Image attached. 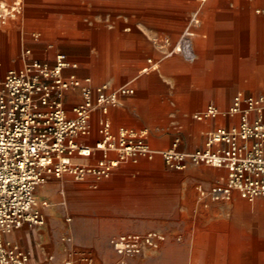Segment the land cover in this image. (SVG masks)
<instances>
[{"label":"crops","instance_id":"0c3cea01","mask_svg":"<svg viewBox=\"0 0 264 264\" xmlns=\"http://www.w3.org/2000/svg\"><path fill=\"white\" fill-rule=\"evenodd\" d=\"M253 1L24 0L25 15L4 30L0 26L2 72L31 60L52 63L63 54L79 66L65 74L99 84L107 82H100V75H85L80 65H113L107 76L121 84H107L134 88L133 95L122 97L110 109L113 130L144 131L154 149L175 142L179 151L201 149L208 132L233 122L225 117L197 121L193 114L217 105L221 89L213 82L222 79L228 50L237 48L236 34L247 31L245 22L253 16L256 1L264 5V0ZM187 33L191 59L164 50L165 36L173 46ZM84 46L91 49L90 57ZM148 59L170 75L143 76L140 70ZM99 71L94 69L93 75ZM98 117L96 112L93 139ZM225 178L223 169L189 164L175 170L156 156L121 163L108 179L50 180L35 191V197L46 203L41 208L45 225H23L6 238L28 251L31 264H46L48 256L53 264L82 253L96 258L118 233L149 230L165 236L159 257L171 258L170 264H264V202L253 205L236 194L230 201L198 198V185L208 188ZM58 230L65 237L55 255Z\"/></svg>","mask_w":264,"mask_h":264},{"label":"built area","instance_id":"2783aa9c","mask_svg":"<svg viewBox=\"0 0 264 264\" xmlns=\"http://www.w3.org/2000/svg\"><path fill=\"white\" fill-rule=\"evenodd\" d=\"M21 10L22 0H0V26ZM190 35L185 34L173 48L187 59L193 57ZM77 68L63 54H57L52 63L31 60L5 73L0 62V264L29 263L28 251L6 236L23 225H45L39 203H46L37 202L35 191L50 180L108 179L121 163L159 156L175 170L194 164L226 171L222 184L196 187L200 200L230 201L234 194L250 203L264 198V96L237 92L228 108L211 104L193 114L197 121L233 120L229 126L208 132L201 149L179 151L177 142L166 149H154L146 142L144 131L113 130L109 119L110 109L122 97L133 95L134 88L95 84L89 77L65 74ZM157 69L148 59L141 72ZM75 92L78 101L72 99ZM96 112L97 138L93 139ZM164 242L163 234L148 231L120 234L111 240V246L119 256H140L146 250L159 249ZM81 260L93 264L89 257ZM52 262L53 257L48 256L46 264Z\"/></svg>","mask_w":264,"mask_h":264},{"label":"rangeland","instance_id":"374dc122","mask_svg":"<svg viewBox=\"0 0 264 264\" xmlns=\"http://www.w3.org/2000/svg\"><path fill=\"white\" fill-rule=\"evenodd\" d=\"M255 1L256 0L253 1L254 4H255ZM24 7H25V3H24V0H22L21 13L15 18H9L6 22V24L1 26V29L4 30L5 28L10 27L12 24L17 22L19 20V18L21 16H23V14L25 12ZM263 15H264V5H259V4H257V1H256V4L254 5V13H253L252 18L248 19V21L245 22L246 26H244V29L247 31L236 34L237 41H238V42H236L237 48L234 50L233 49L228 50V61H229V63L226 66H223V68L229 67L233 70V72L232 73L226 72V71L221 72V74H219V75H221L222 79L216 80V81L214 80V82H213L214 87L221 89V95L218 98V102H216V104L218 105L219 108H228L232 102L233 96L237 92H243L245 94H249V95H253V96H264V54H261V51L259 52V50H257V48L255 47L256 42L254 41V39H252V35L254 34L253 30H257L258 28L264 29V17H263ZM228 35H229V38H231V36H233L232 34H228ZM166 37L167 36L164 37L165 41L163 40L164 45H165L164 50L165 51L166 50H169V51L173 50V48L175 47L176 44H173V46H172V44H170L171 40L165 39ZM190 37L191 36H189V38ZM42 39H43V35H42L40 40H42ZM25 40H27V39H25ZM166 41L169 42L170 45L167 46L165 44ZM26 47L27 46L24 45L23 49L26 50ZM85 48L86 47L84 46L83 52L85 51L88 54V56L90 57V50L91 49H85ZM20 49L21 48H19V52L21 51ZM191 49H192V47H191ZM233 52H237L236 57H234L232 55ZM262 52H264V50H262ZM88 60H91V58H89ZM23 65L24 64L21 63L16 68H21V67H23ZM146 66L147 65H144L143 68ZM11 67L12 66H6V64H4V68H6V69L11 68ZM123 67H125V66H119L120 69L121 68L123 69ZM80 68H81V70H83L85 72V75H91L93 78L99 77L98 75H100V77H102V79L99 80L100 82H107V83H111V84H115V85L121 84V82L110 80L109 77L107 76V73L109 72V70L114 68L113 65L109 66L106 64H102V65L97 66V65H93L91 63H88L85 65H80ZM143 68H141V70ZM94 69L100 70V71L96 72L93 75ZM214 69H215V66H211L209 68V70L213 72V75H215ZM141 70H140V73L143 76L162 75V76L166 77V76L170 75L169 72H168L169 74L163 72V66L162 65H158V69L155 71L149 70L147 72H141ZM236 71L238 72V74ZM170 77H168V78H170ZM73 98L75 100L79 99L78 96H77V98L75 96ZM46 184H44L42 186H46ZM42 186H40L39 189ZM41 196H43V195H41ZM36 200H37V202H40L39 199L36 198ZM58 200H59V196H58ZM256 200L254 201V203H252L253 205H255L259 201L264 202V198H258ZM39 206H40V208L43 207V205H41V203H39ZM261 213H263L262 210H261ZM149 231H155V230H149ZM146 232H148V231H146ZM146 232L141 233V232L127 231V232H123L121 234H124V233L144 234ZM119 235H120V233H118L115 236V238ZM64 237L65 236H63V232H60L59 230L56 232V243L53 242V245H54L53 249L55 250V255L58 253L59 250L60 251L62 250V247L60 246V243H61L60 241L63 240ZM165 242H166V240H165ZM106 245H107V247L104 246V249L101 250V254L99 256H96V258H92L91 256L82 253V254H77L76 256L74 255L71 257H67L65 259H64V257H62V258H60V264H64L66 260H71L73 262V264H85V262L81 260L82 256H86V257L91 258L93 261V264H163L164 261H168L167 263L170 264V262H171V258L159 257L160 252L162 250V245L157 250H146L140 256H125V257L119 256L115 253L114 249L111 246V241L106 242ZM106 248H108V250H106ZM53 255H54V253H53ZM55 259H56V257H55ZM28 264H31V260H29ZM52 264H53V262H52Z\"/></svg>","mask_w":264,"mask_h":264},{"label":"bare ground","instance_id":"6f19581e","mask_svg":"<svg viewBox=\"0 0 264 264\" xmlns=\"http://www.w3.org/2000/svg\"><path fill=\"white\" fill-rule=\"evenodd\" d=\"M257 4H263V2L258 1ZM248 14V13H247ZM262 17V16H261ZM252 18V17H251ZM262 19V18H261ZM259 21V20H258ZM248 29V28H247ZM250 29V28H249ZM245 30V29H244ZM241 31V30H240ZM243 31V30H242ZM253 35H252V39H254V41L256 42L255 47L257 48V50H259V52L261 51V54H264V52H262V50H264V32H262L261 29H257V30H253ZM231 62V61H230ZM251 64V63H250ZM225 69L226 72H233V70L231 68H223ZM237 72V71H236ZM238 74V72H237ZM232 77V76H231ZM234 79V78H233ZM168 261H164L163 264H168Z\"/></svg>","mask_w":264,"mask_h":264}]
</instances>
